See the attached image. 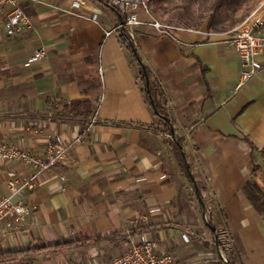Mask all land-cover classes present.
<instances>
[{
    "label": "crops",
    "instance_id": "1",
    "mask_svg": "<svg viewBox=\"0 0 264 264\" xmlns=\"http://www.w3.org/2000/svg\"><path fill=\"white\" fill-rule=\"evenodd\" d=\"M22 7L30 26L15 38L5 37L0 17V136L31 154L52 144L67 155L23 196L33 210L19 231L0 234V252L123 230L131 241L150 240L173 252L181 264L220 261L202 244L212 231L168 136L149 129L160 126L141 92L136 60L120 30L105 35L122 16L103 0H23ZM206 32H177L172 39L142 25L133 46L164 92L211 227L229 238L241 264H264L262 217L242 190L253 166L264 171V70L236 90L238 57L224 38ZM39 49L44 56L28 63ZM81 100L85 120L98 122L86 130L76 121L16 116L64 113L65 104ZM9 171L24 175L28 167L0 163L3 195ZM129 246L124 239L86 244L31 264H106Z\"/></svg>",
    "mask_w": 264,
    "mask_h": 264
},
{
    "label": "built area",
    "instance_id": "2",
    "mask_svg": "<svg viewBox=\"0 0 264 264\" xmlns=\"http://www.w3.org/2000/svg\"><path fill=\"white\" fill-rule=\"evenodd\" d=\"M23 0H0V17H4L3 33L7 38H15L29 28V18L22 7ZM114 8L122 20L114 29L105 32L106 36L120 31L125 37L134 42L135 29L148 25L160 34L174 39L169 32H190L165 28L155 20H149V10L146 0H103ZM5 10V11H4ZM145 16L142 17V16ZM175 32V35H176ZM191 32H194L191 30ZM202 34V32H200ZM211 32H206L210 35ZM212 34V33H211ZM172 35V36H171ZM217 35V34H212ZM227 46L233 50L239 59L241 71L235 89H240L257 74L264 70V20L257 11H253L244 18L225 38ZM42 49L37 50L28 63L41 59ZM101 77V73H99ZM101 101V98H100ZM67 150L63 146L50 145L43 154H31L25 149L5 144L0 136V163L11 165L19 163L28 167L27 174L20 175L15 171L7 173V195L0 194V234L7 237L19 231L32 212L22 199L25 194L34 190L38 176L63 161ZM129 232H125L124 240H129V248L122 254L109 258L106 264H181L177 256L171 251H161L157 244L150 240L131 241ZM225 238V237H223ZM184 244H190L188 235L182 234ZM226 261L225 258H223Z\"/></svg>",
    "mask_w": 264,
    "mask_h": 264
},
{
    "label": "trees",
    "instance_id": "3",
    "mask_svg": "<svg viewBox=\"0 0 264 264\" xmlns=\"http://www.w3.org/2000/svg\"><path fill=\"white\" fill-rule=\"evenodd\" d=\"M120 32V40L123 46L132 54L134 59L136 60L139 68V84L141 92L144 96L146 104L151 109L154 118L156 119L159 128H152L155 131H160L168 136V143L171 150V154L173 159L185 177L189 185L193 189V193L195 190L193 188V177L191 175V171L189 166L183 159L179 146L183 145V139L174 135V140H170V126H174V120L167 114L166 112V99L164 92L159 84L155 79L151 78L149 70L143 66L136 54L135 48L129 40L125 37V32ZM85 101H75L70 102L69 104H65L63 107L65 112L64 113H55V114H45V113H18L16 116H30V117H38L42 119H49L51 121L54 120H64V121H76L80 122L84 125V130L88 129L89 126L92 124H98L97 121L90 123V121H86V112L84 109ZM85 112V113H84ZM112 125L119 126L117 123L107 122ZM134 128L142 129L145 126L141 124L133 125ZM187 167V168H186ZM258 172H262L264 175V171L260 167L253 166L251 173L252 176L246 180L244 185L242 186V190L253 206V208L260 214H264V189H262L259 184L255 180L256 174ZM198 196L196 197V201L198 202V206L200 212H204V216L206 217V222L211 225V219L208 216V213L200 203H203L202 196L200 191L197 189ZM203 207V208H202ZM212 231V240L210 242H203L202 244L206 247L211 249L212 251H218L223 254L224 258L226 259V264H241L240 259L237 253V250L231 246L229 242V238L224 234L219 232L213 226ZM225 237V238H223ZM125 238V232L123 230L113 231L110 235H98L94 238H82L78 237L75 239L70 238H58L54 241H41L39 240L35 245H28L23 249L16 250V251H4L0 252V264H31L35 257L39 255H58L68 251H72L76 248H80L85 246L86 244H96V243H117L122 241ZM216 264H224L223 262H216Z\"/></svg>",
    "mask_w": 264,
    "mask_h": 264
},
{
    "label": "rangeland",
    "instance_id": "4",
    "mask_svg": "<svg viewBox=\"0 0 264 264\" xmlns=\"http://www.w3.org/2000/svg\"><path fill=\"white\" fill-rule=\"evenodd\" d=\"M146 3L148 19L165 28L206 29L224 39L253 11H257L264 20V0H146ZM142 17L145 18L144 15ZM175 32L172 30L169 34L175 37ZM255 180L264 189L262 172L256 174ZM261 217L264 226V214Z\"/></svg>",
    "mask_w": 264,
    "mask_h": 264
},
{
    "label": "water",
    "instance_id": "5",
    "mask_svg": "<svg viewBox=\"0 0 264 264\" xmlns=\"http://www.w3.org/2000/svg\"><path fill=\"white\" fill-rule=\"evenodd\" d=\"M170 139H171L172 141L174 140V130H173V127H172V126H170ZM179 149H180V151H181V154H182V156H183V159H184V162H185V166H186V160H185V156H184V153H183V150H182V146H179ZM186 168H187V167H186ZM193 188H194V190H195L196 196H198V194H197V187H196L195 184H193ZM200 204L203 206L202 202H201ZM203 207H204V206H203ZM203 207H202V208H203ZM202 216H203V218H204V222H205L206 226H207L211 231H213V228L211 227V225H209V224L206 222V220H205L204 212H202ZM216 254H217V256L219 257V260H220L221 262H223L224 264H226V261L223 260L224 257L221 255V253L218 252V251H216Z\"/></svg>",
    "mask_w": 264,
    "mask_h": 264
}]
</instances>
